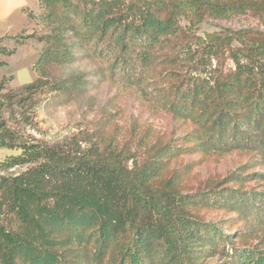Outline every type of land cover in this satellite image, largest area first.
I'll use <instances>...</instances> for the list:
<instances>
[{
  "label": "trees",
  "instance_id": "obj_1",
  "mask_svg": "<svg viewBox=\"0 0 264 264\" xmlns=\"http://www.w3.org/2000/svg\"><path fill=\"white\" fill-rule=\"evenodd\" d=\"M38 3L45 34L16 40L18 46L36 37L45 45L27 93L48 85L86 92L92 77L105 73L113 82L143 85L167 55H191L193 68L158 95L171 133L140 157L126 148L72 152L25 141L4 117L12 104L3 94L0 148L21 153L0 166L28 167L0 173V264H264V172L241 163L196 185L185 180L206 158L233 152L264 168V29L198 34L204 22L237 15L264 25V0ZM17 46H1L0 56ZM212 59L208 77L194 73ZM77 61L92 65L71 69Z\"/></svg>",
  "mask_w": 264,
  "mask_h": 264
},
{
  "label": "rangeland",
  "instance_id": "obj_2",
  "mask_svg": "<svg viewBox=\"0 0 264 264\" xmlns=\"http://www.w3.org/2000/svg\"><path fill=\"white\" fill-rule=\"evenodd\" d=\"M30 11L35 12L36 18L29 16ZM39 13L38 0H0V38L4 37L0 47H16V40L25 38L27 34H45L46 30L38 19ZM225 27L264 29L257 18L245 14L204 22L198 34L205 35ZM43 48L45 45L33 37L18 45L15 54L0 56L6 62L0 66V99L3 94H9L11 100L8 104H12L4 112V117L11 128L19 131L23 140L55 144L72 152L112 147L130 149L129 152L138 154L157 138L163 139L165 134L171 133L170 115L163 108L158 95L168 93L170 86L180 83L183 74L193 68H190L189 63L191 55H186L184 61L173 60L168 55L160 58L145 74L143 85L129 86L113 82L105 73L104 76L92 77L93 83L89 84L86 92L71 90L70 85L62 90H55L48 85L44 90L27 93L23 88L40 75L34 70V65L39 61ZM215 64L214 59L207 60V64L201 68L202 72L194 69V73L208 77ZM91 65L77 61L71 69ZM226 66L234 68L235 64L233 60H228ZM58 75V71H55L53 78H58ZM20 153L21 150L0 148V161ZM241 163H245L247 168L254 166L257 172H264L257 161L248 159L246 154L233 152L206 158L185 180L188 184L196 185L205 175L225 174ZM27 167V164L9 169L0 166V173L16 174ZM218 258L219 254L213 257L214 260Z\"/></svg>",
  "mask_w": 264,
  "mask_h": 264
}]
</instances>
